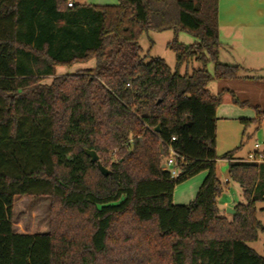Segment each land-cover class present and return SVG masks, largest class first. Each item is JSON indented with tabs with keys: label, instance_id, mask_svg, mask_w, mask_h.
Here are the masks:
<instances>
[{
	"label": "trees",
	"instance_id": "obj_1",
	"mask_svg": "<svg viewBox=\"0 0 264 264\" xmlns=\"http://www.w3.org/2000/svg\"><path fill=\"white\" fill-rule=\"evenodd\" d=\"M118 1L0 0V264H264L250 247L264 234V163L237 160L240 147L217 154L229 92L209 85L243 79L219 60L218 0ZM167 31L174 70L140 45ZM182 33L197 42L181 44ZM92 60V70L57 76ZM233 100L255 110L241 122L258 131L264 110ZM170 150L176 178L162 167ZM219 159L242 189L231 220L219 209ZM202 173L195 200L175 205V189ZM22 197L51 200L48 233L14 231Z\"/></svg>",
	"mask_w": 264,
	"mask_h": 264
},
{
	"label": "crops",
	"instance_id": "obj_2",
	"mask_svg": "<svg viewBox=\"0 0 264 264\" xmlns=\"http://www.w3.org/2000/svg\"><path fill=\"white\" fill-rule=\"evenodd\" d=\"M75 1L80 4L93 6H117L119 4L118 0ZM218 2L219 39L223 46L220 51L219 60L225 65L238 66L241 69L240 76L243 79L226 83L214 81L209 85V90L213 95H218V90L220 88L229 92L224 95L223 102L217 109L216 113L218 120L217 154L218 157L221 158L223 155L239 148L234 147L237 139L234 140L233 137L226 136L227 129L233 121L234 125H238L237 128L240 127V130L241 127H244V133L251 130L252 136L257 137V142L252 151L245 154L239 152V150L237 151L235 158L239 161H244L249 154L256 152V145H260L261 152L264 155V130H261L256 135V127L254 125L245 127L241 122L242 120L255 119V110H246L240 105H236L233 100L234 95L240 103H246L247 101H241L238 98L240 93L239 89L246 85L264 84V81H259V79H264V0H218ZM95 67L96 61L92 60L86 64L75 65L71 69L58 68L57 76L75 74L84 70H92ZM211 85H214L213 87H215L214 89L216 91L211 89ZM248 103L252 106L250 102ZM241 144L242 142L240 143V146ZM224 169H226L225 172ZM217 176L225 188L224 193L219 199L220 214L231 220L232 217L227 214V210L230 208L235 209L238 204L244 202L242 189L239 185L231 182L228 161L223 159L217 161ZM205 178L206 173H202L178 186L174 192V204L189 205L193 202ZM14 231L17 234L34 235L17 231L16 228H14ZM48 232L49 230L47 229L35 234H46Z\"/></svg>",
	"mask_w": 264,
	"mask_h": 264
},
{
	"label": "rangeland",
	"instance_id": "obj_3",
	"mask_svg": "<svg viewBox=\"0 0 264 264\" xmlns=\"http://www.w3.org/2000/svg\"><path fill=\"white\" fill-rule=\"evenodd\" d=\"M174 40V32L167 31L163 33H150L145 35L140 40V45L143 49V54L148 56L149 58H160L163 59L167 65L174 70L176 66V56L175 54L168 48V44ZM178 41L185 45L190 46L196 43L197 41L186 33H182L178 36ZM198 69L199 64L194 63L190 68V72L192 69ZM68 70V69H67ZM208 70L211 74L214 72L213 64L208 66ZM185 68L182 70V74H185ZM52 80H46L43 84H51ZM211 85V89L215 90ZM222 88L218 90V93ZM216 91V90H215ZM238 98L241 101H247L252 104V106L259 105L264 110V84L263 85H246L239 89ZM244 94V95H243ZM246 110H253L252 107L244 108ZM233 124V125H232ZM238 125H234V122L230 124L227 129L228 137H233V139H237L234 144V147H240L239 152L243 154L252 151L254 149V145L256 144V136L253 137L251 134V130H248L244 133V127L237 128ZM264 130V122L261 128L256 131V135ZM242 142L241 146L240 143ZM234 148V149H236ZM223 153V151H222ZM221 160V159H219ZM226 169H224V172ZM184 184V183H183ZM182 185V184H181ZM180 186V185H179ZM236 186V185H235ZM50 207L51 200L50 199H36L30 197H22L16 201L14 207V216H13V226L17 231H21L24 233H40L45 230H50ZM231 209V208H230ZM257 218L264 225V203H259L257 206ZM232 217V216H231ZM250 247L256 251L259 255L264 256V234H259V239L257 242L250 244Z\"/></svg>",
	"mask_w": 264,
	"mask_h": 264
},
{
	"label": "built area",
	"instance_id": "obj_4",
	"mask_svg": "<svg viewBox=\"0 0 264 264\" xmlns=\"http://www.w3.org/2000/svg\"><path fill=\"white\" fill-rule=\"evenodd\" d=\"M74 2L70 1L68 3V7L69 8H73ZM175 140V139H173ZM255 153L249 154L248 157L246 158V162H250V163H257V164H261L264 162V155L261 152V147L260 145H256L255 146ZM165 165H166V169L169 170L170 175L172 178H176L178 177V175L180 174L179 169L176 167V162H175V154L170 150V157L168 159H165Z\"/></svg>",
	"mask_w": 264,
	"mask_h": 264
},
{
	"label": "water",
	"instance_id": "obj_5",
	"mask_svg": "<svg viewBox=\"0 0 264 264\" xmlns=\"http://www.w3.org/2000/svg\"><path fill=\"white\" fill-rule=\"evenodd\" d=\"M160 129L157 128L155 130V132H159ZM87 156L91 159L92 163H95L98 165V169L100 170V172L104 175V176H108L110 173L107 169H105L101 164H100V161H99V157L98 155L93 152V151H87L86 152ZM163 169H166V165H165V159L163 160V165H162ZM227 214L231 215V216H235L236 215V211L234 209H228L227 210Z\"/></svg>",
	"mask_w": 264,
	"mask_h": 264
}]
</instances>
